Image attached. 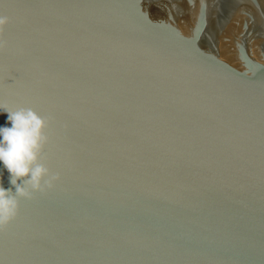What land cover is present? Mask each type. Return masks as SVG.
Masks as SVG:
<instances>
[{"label": "water", "instance_id": "obj_1", "mask_svg": "<svg viewBox=\"0 0 264 264\" xmlns=\"http://www.w3.org/2000/svg\"><path fill=\"white\" fill-rule=\"evenodd\" d=\"M0 15V108L47 119L59 177L18 198L0 264H264V0ZM0 184L15 193L2 162Z\"/></svg>", "mask_w": 264, "mask_h": 264}, {"label": "clouds", "instance_id": "obj_2", "mask_svg": "<svg viewBox=\"0 0 264 264\" xmlns=\"http://www.w3.org/2000/svg\"><path fill=\"white\" fill-rule=\"evenodd\" d=\"M8 17L0 15V30ZM8 113L10 126H0V162L10 173L15 193L0 184V228L6 227L18 214L19 199L30 198L34 192L53 186L59 177L50 174L40 162L48 141L45 128L48 121L33 108L3 109ZM23 180L22 183L18 182Z\"/></svg>", "mask_w": 264, "mask_h": 264}, {"label": "snow or ice", "instance_id": "obj_3", "mask_svg": "<svg viewBox=\"0 0 264 264\" xmlns=\"http://www.w3.org/2000/svg\"><path fill=\"white\" fill-rule=\"evenodd\" d=\"M34 194V193H33ZM33 194H32V196L30 197V198H28V199H32L33 198Z\"/></svg>", "mask_w": 264, "mask_h": 264}]
</instances>
